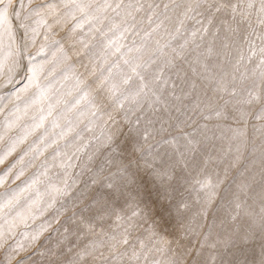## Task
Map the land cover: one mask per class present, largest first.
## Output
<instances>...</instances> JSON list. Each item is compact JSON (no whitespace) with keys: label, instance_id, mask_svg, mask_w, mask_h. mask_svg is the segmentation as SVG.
I'll list each match as a JSON object with an SVG mask.
<instances>
[{"label":"rangeland","instance_id":"rangeland-1","mask_svg":"<svg viewBox=\"0 0 264 264\" xmlns=\"http://www.w3.org/2000/svg\"><path fill=\"white\" fill-rule=\"evenodd\" d=\"M209 2L76 0L92 5L82 14L69 6L71 0H13L8 18L19 16L23 24H8L10 31L0 25L1 48L16 66L7 79L0 77V85H9L0 92V110L7 95L15 96L4 102L11 114L40 86L50 93L48 102L56 95L57 107L22 142L14 134L21 122L6 133L0 121V264H129L111 248L129 218L137 223L133 243L148 242L156 233L147 264H261L264 231L263 239L252 233L260 218L243 197L264 210V193L256 187L264 178L258 172L249 185L251 171L230 167L226 152L234 130L243 126L258 135L263 129L234 117L253 107L227 103L226 96L250 84L264 92V43L255 23L237 27L230 16L217 13L209 24ZM117 3L122 7L113 11ZM14 37L21 41L13 44ZM31 62L32 72H42L39 78L23 69ZM69 68L73 73L67 74ZM51 70L60 79L57 85L50 83ZM71 99L79 103L72 107ZM256 109L264 113V106ZM30 112L39 114L36 105ZM220 116L230 122L216 124ZM55 120L68 131L53 134ZM253 139L236 149L243 163L258 149ZM180 152L184 158L173 179L162 185L145 162L167 168L181 159ZM112 174L133 183L102 209ZM241 176L247 182L231 186ZM197 179L213 187L200 188ZM19 210L24 214L16 216ZM162 241L169 242L166 250L156 251L165 248ZM126 247L119 246V253ZM139 264H146L143 257Z\"/></svg>","mask_w":264,"mask_h":264},{"label":"bare ground","instance_id":"bare-ground-1","mask_svg":"<svg viewBox=\"0 0 264 264\" xmlns=\"http://www.w3.org/2000/svg\"><path fill=\"white\" fill-rule=\"evenodd\" d=\"M16 8V7H15ZM37 9V8H36ZM38 10V9H37ZM15 11V10H14ZM39 11H37L38 13ZM74 19H77V17H75ZM74 19L72 20V18H70L69 20L71 21H74ZM8 21L10 25L12 24H23L22 20L19 18H8ZM37 25L40 24V19H39V22H36ZM54 24V22L52 21L51 22V25ZM26 25V24H25ZM44 23L42 24V27H43ZM11 26H7L4 31L6 30H9L8 28H10ZM17 28V27H16ZM26 28L28 30H30L32 28V26L30 25H26ZM18 30V29H17ZM2 31V30H0ZM7 33V32H6ZM34 33L31 34V38L32 40H35V37H33ZM22 36V35H21ZM7 37V36H5ZM29 37V36H28ZM70 37V36H69ZM6 39V38H5ZM28 39V38H27ZM21 41V39L19 37H14L13 38V44H15L16 42L18 41ZM2 42H3V35L0 34V77L1 79H7L6 77H8L11 72L13 71V69L16 67L15 66V61L14 59L12 58V55H10L9 51L7 52L6 50H4L2 47ZM5 43V42H4ZM264 43V41H263ZM35 45V44H34ZM33 45V46H34ZM264 45V44H263ZM5 47V46H4ZM12 47V46H11ZM16 48V46H14ZM8 48H10L8 46ZM7 48V49H8ZM15 48H10L14 51V53L16 52L18 55H23V49H17L16 48V51H15ZM27 49V48H26ZM11 50V51H12ZM28 50V49H27ZM36 50V49H35ZM37 53V51H34ZM51 53V52H50ZM237 53V52H236ZM12 54V52H11ZM36 55V54H35ZM50 55V54H49ZM259 55V54H258ZM235 56H237V54H235L233 56V58H235ZM256 56V55H255ZM264 56V55H263ZM262 56V57H263ZM110 57V56H109ZM112 57V56H111ZM260 57V56H259ZM17 58V57H16ZM46 58V57H45ZM40 59V58H39ZM38 60V59H36ZM35 60V61H36ZM34 62V61H33ZM24 63V62H23ZM37 63V61H36ZM257 64V63H256ZM22 65V64H21ZM32 62L31 63H28L26 64V66L23 68L25 70V72L28 74V75H33V77L35 78H39L41 76V71L40 70H35L34 72H32ZM59 65V64H58ZM258 65V64H257ZM260 65V64H259ZM35 66V63L34 65ZM259 67V66H258ZM40 68V67H39ZM232 68V67H231ZM257 68V67H255ZM261 70L263 71L264 70V63L263 65H261ZM74 71V68H69L68 71H67V74H70V73H73ZM231 71V70H229ZM52 73L49 72V75H50V83L53 84V85H57L59 82H60V79L55 75L54 71L51 70ZM257 72V71H256ZM231 73V74H230ZM228 74H230V78L232 77V72H228ZM235 73L233 72V75ZM243 74V73H242ZM246 74V73H245ZM244 79V78H243ZM253 79V78H252ZM251 79V80H252ZM9 80V79H8ZM5 82V81H4ZM240 82L242 83L241 81V78H239V81L238 83L240 84ZM11 83V82H10ZM29 86H31L32 82H28L27 83ZM210 85V84H209ZM235 85V84H234ZM254 84H250L248 85L247 89L253 93H256V88L255 86H253ZM6 86H9V85H6ZM4 85H0V92L2 93H6L8 90H9V87H6ZM209 87V86H208ZM239 88V87H237ZM236 89V88H235ZM241 89V88H240ZM245 89L243 92H237V94H235L234 96H226V102L227 103H234L236 105H240V106H251L253 107L251 110H243L242 112H239L237 114H234V117L236 118H244L246 122H250L252 123L253 125L255 126H261V128L263 129V131L259 132L258 135L256 134H253V132L251 133V131L249 130H244V127L241 126V129H237V130H234V134H235V140H234V143H233V147L231 150H229L228 152H226V154L228 155V159L230 160V167H232L233 169L234 168H240V169H236L237 170H243L245 168L249 169L252 173V175L249 176V179H247L248 184H252L251 186H254V183L252 182V176H256L258 174V172H261L260 174L263 176L264 178V123H261L260 122V119L264 116V113L262 110H258L256 109V106L257 104L259 103H256V104H247L245 103V101L247 100V94L249 93V91ZM258 91V90H257ZM225 94V93H224ZM50 93L46 91V89L43 87V86H40L39 88L33 90L30 92V94L28 95L27 99L28 100L26 105L25 104H20V105H15L14 107V111L13 113H8V112H5V110L8 108V105L6 106V102H12V100H15V96L9 94L5 97V99L3 100V104L1 105V114H0V121H1V126L2 127V130L5 131L7 133V131H9V127L11 126H14L15 123L17 125L18 122H21V128L18 132H14V134H16L15 136V139L17 141H24V140H27L28 138L31 137V129L34 125H37V123L39 121H42L43 119L47 118V114H48V111H50V109H53L55 107H57V102H56V95L55 97L50 101L48 102V97H49ZM225 96V95H224ZM5 102V103H4ZM225 102V101H224ZM79 102L75 99H71V106L74 107L75 105H77ZM10 104V103H9ZM36 105V108H38L39 110V114L38 115H34V113L30 112V109H33V106ZM221 105V104H220ZM219 105V106H220ZM47 106L49 109H47ZM32 117V120L31 121H28V119ZM216 124L220 123V124H225L226 122H230L228 121V119H226L224 116H220V117H216V119L214 120ZM12 124V125H11ZM14 124V125H13ZM19 124V123H18ZM53 129H50L51 132L53 134L55 133H58V132H66L68 131V128L69 127H66V125L64 124V122L62 121H56L51 125ZM4 128V129H3ZM9 128V129H8ZM12 130V128L10 129ZM56 130V132H55ZM232 131V129L230 127H228L226 130H225V133L226 134H230V132ZM258 133V132H257ZM249 137L250 139H253V138H258L257 140L259 141L258 142V146H257V150H253L248 153V158L250 159V162L249 163H243L241 160H239L237 158V154L239 153H236V149L238 150V147H240L241 145L243 146V140L245 138ZM255 140V139H253ZM219 141V140H218ZM256 142V140H255ZM257 145V143H256ZM0 149H1V146H0ZM10 150V149H8ZM228 149H226L227 151ZM199 151L200 152H203L202 151V146L199 147ZM230 152V153H229ZM198 171V170H197ZM242 179V176L239 177V178H236L231 186H235L237 185V183L241 182L240 184H243V183H246L247 181L244 179V180H241ZM256 187L259 188V190L264 193V185H257ZM243 198H245L244 201H248V208L250 211L252 212H255L257 213L258 217L260 218V220L258 222H256V224L253 226V228L251 229L252 230V233L256 234L258 236L259 239L262 238L261 236V233H263L261 229V224L264 223V210H261L259 208H257V205H254L251 203V199L247 196H244ZM209 205V204H208ZM232 205V204H231ZM218 209V208H216ZM215 209V210H216ZM219 210V209H218ZM261 210V211H260ZM211 211V208L209 206L206 207V214L207 212ZM215 212V211H214ZM193 214H196L197 216V213L198 212H191ZM240 217H243V218H248V215H244L242 211L241 212H238ZM237 213V214H238ZM18 216L19 214H22L21 210H19L17 213H16ZM24 214V212H23ZM22 214V215H23ZM210 214V212L208 213ZM188 215V214H187ZM192 215V214H191ZM195 216V217H196ZM208 216V215H207ZM223 213H222V216L223 217ZM249 222V220L247 221ZM258 223V224H257ZM253 224V223H252ZM250 227V226H249ZM252 227V226H251ZM263 238H264V233H263ZM262 238V239H263ZM262 245V244H261ZM264 248V247H263ZM263 250V249H262ZM263 252V251H261ZM261 256H262V260H264V254L262 255L261 253Z\"/></svg>","mask_w":264,"mask_h":264},{"label":"snow or ice","instance_id":"snow-or-ice-1","mask_svg":"<svg viewBox=\"0 0 264 264\" xmlns=\"http://www.w3.org/2000/svg\"><path fill=\"white\" fill-rule=\"evenodd\" d=\"M4 4H5V0H0V5H4ZM69 6L75 8L77 11L81 12L82 14H87L85 10L92 8L91 4L76 3V0H71V4ZM102 7L106 9L113 8V5L105 4ZM121 7L122 4L117 3L113 8V11H115L116 9H120ZM9 8H13V0H7V4L3 7L2 10H0V25H4V26L8 25ZM206 11L209 17L208 20L209 24L212 23V18L217 13H221L224 16H230L232 22H234L237 25V27L243 24H247L249 27H252L254 23L256 25H259L262 33L260 35V39L264 41V0H258V4H257V0H235V2L234 0H210V2L207 3ZM15 14L17 16L19 15L18 13ZM127 15L129 17H132L133 20L135 19L132 12H128ZM253 17H255V21H253ZM232 30L235 31V29ZM251 34H255V28H253V32ZM261 51L264 52V48H262ZM133 71H135V69H133ZM143 87H146V85H143L142 88ZM224 90L227 89L225 88ZM245 103L247 104L259 103L261 106H264V92L249 93ZM217 115H220V113H217ZM145 140H147L146 135H145ZM188 147L190 150H195L192 147V141H188ZM180 158H181L180 160L175 161L167 168L163 167L162 165H154L153 163L147 161L145 163H146V167L151 169L153 175L156 176V178L163 185L173 179V170L175 169V167L179 165L181 160L184 158V152H180ZM111 181L112 182L106 185L107 192L104 195V201L103 204L101 205L102 209L106 208L109 205V203L113 200V198L123 196L124 188L128 184L133 183V181L126 175L117 176L116 174H112ZM195 185H198L200 188L213 187V185H211L210 182L205 181L203 179H197ZM183 207L187 208V205L185 204L183 205ZM136 215L138 214L134 212L133 216ZM136 228H137V223L132 221L131 218H129L128 226L124 229V233L121 235V238L117 240L116 237H112L115 243L111 245V248L114 250V256L120 255L121 258L127 256L129 264H139V261L141 260L142 257L147 264V260H148L147 253L153 250L152 248L149 247V242H151L156 237V233L155 232L152 233V235L149 237L148 242H145L144 240H137L136 243H133L130 237L132 232L135 231ZM261 229L264 230V223L261 224ZM246 238L247 237H245V239ZM162 243L165 245V248L156 247L155 248L156 251L166 250V247L169 244V242L162 241ZM122 245L127 247L125 248L123 253H119V246ZM129 248L131 249L130 255L128 254ZM101 256H103V253H101ZM261 264H264V260H262Z\"/></svg>","mask_w":264,"mask_h":264}]
</instances>
